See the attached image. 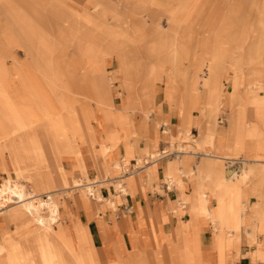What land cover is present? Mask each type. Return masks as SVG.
<instances>
[{
    "label": "rangeland",
    "instance_id": "obj_1",
    "mask_svg": "<svg viewBox=\"0 0 264 264\" xmlns=\"http://www.w3.org/2000/svg\"><path fill=\"white\" fill-rule=\"evenodd\" d=\"M73 1L78 0H64V3L57 6L45 0H0V129L10 134L9 136L14 135L8 142L12 144L11 150L16 159L13 160L7 155L4 160L7 173L17 183L23 185V181L28 179L18 176L15 164H18V167L29 168L32 175L30 185L34 193L41 198L48 192L71 186L74 180L78 181L75 184L77 187H70L65 190L66 192L78 190L83 186L81 182L87 185L100 182L97 188L109 187L112 181L104 178L121 176L118 170L121 168L120 163L115 164L114 169L111 168L112 164L108 163L109 169L103 173L97 170L94 179H89L77 168L76 175L73 174L76 178H69L68 184L38 188L39 181L52 183L57 180L58 172L50 157L45 161H39L41 156L36 155L34 149L24 139V134L42 124L39 107L45 103L43 114L56 113L61 116L64 127L69 128L73 125L78 128L76 134L79 138L77 147L79 156H82V145H88V140L93 137V141L100 146L94 152V156H98L101 162L106 159L110 161V156H113L119 143L116 113L120 114L113 105L112 90L116 93L120 89L116 95L118 100L120 98L122 101L125 100L123 96L127 94V101L131 97H139L140 101L142 96L152 95L158 87L166 93L165 102L172 109H179L182 112V118H192L189 114L191 112L200 113L198 122L201 132L203 126L210 120H213V126L217 128L222 126L224 119L229 121L231 118L229 136L234 133L235 139L242 144V149L237 155L228 156L236 160L224 163V167L222 166L224 176L226 172L231 174L237 168L241 173L236 174L233 185L255 186L254 182L259 184L263 182L264 103H257L255 96L262 94V91L255 90V85L257 84V88L264 86V0H86L74 5ZM60 8L64 10L61 11ZM171 23L178 32V38L169 29H164L167 24L170 27ZM76 32H79L78 35ZM184 45L186 56L179 62L177 60L179 48ZM214 52L224 59L221 65L214 67L217 80L224 90L220 89L224 99L218 113L207 119L200 111V99L195 95H185V91L181 93L182 78L179 75L187 69L190 71L198 69L201 56L208 58ZM71 59H77L78 66L62 65L71 64ZM93 61L94 63L97 61L95 67L91 65ZM70 70L75 72L74 79L71 78ZM87 71L88 80L84 77ZM200 74L202 75V72ZM103 77L109 79L108 88L112 97V100L107 101V107L105 104L98 106L91 100L94 97L95 86L99 85L98 79L102 81ZM81 80L87 85L86 90H89L88 100L80 95L78 96L80 99L77 97V94L86 93L83 88L70 87L71 82L75 84ZM173 84L174 87H178L176 93L172 92ZM248 87L252 90L245 95L244 91ZM228 91L239 106V113L236 116L231 114L232 106ZM37 102L42 105L39 103V106ZM91 104L98 113H93ZM126 106L129 111L133 110ZM136 109L139 111L134 110L135 112L143 114L142 107L137 105ZM246 112L253 113L254 118H249L252 122L255 119L253 124L245 122ZM148 119L149 117H145L144 120ZM92 122L98 123L105 135L103 139L99 140L94 133ZM24 123L29 128L19 129L20 126L24 127ZM104 125L108 126L107 130L104 129ZM191 126L189 130H180L176 135L168 131V150L211 154V157H215L213 145H200V131L197 137L191 136L189 132ZM196 126L198 128V125ZM233 127L236 129L238 127V131ZM195 133L192 132L193 135ZM39 141L43 142L44 139ZM122 143L126 151L135 150L136 140L130 143L125 137ZM44 149L47 155L48 151H52L49 145H44ZM68 149L72 148L66 146L64 158H70L67 155ZM157 154L152 155L155 157ZM135 157L134 154L131 156L125 154L124 169L127 168L129 160ZM173 165L176 170L181 166L179 161H174ZM77 166L80 164L76 161ZM0 170L2 171L0 174L4 175L0 180L2 181L6 177V171ZM133 176L131 174L125 181ZM193 176L195 175L192 174V178ZM173 182L179 188L178 181L173 179ZM125 190L127 191L126 188ZM88 194L80 193L78 196L77 192H74L73 195L62 198L58 204L66 209L64 206L67 202L73 203L77 198L90 199ZM99 197L103 199L100 194ZM105 203L107 202L103 203L106 206ZM2 206L6 208L1 210ZM15 206L17 205L9 202L0 203V213L8 210L4 214L15 226L14 231L2 234L1 241L8 247L0 255V264H15L11 256L17 255L18 248L31 257L33 252L38 254L39 262L43 261L45 255L55 253L52 248H57L59 255L63 252L73 254L72 252L76 250L88 252L84 247L86 233L78 224L74 230L85 236L80 240L64 235L61 237L63 240L52 242L26 236L32 233V229H38V226L31 224L28 218L18 219L12 216V208ZM62 229L66 234L65 228ZM257 230L261 235L263 230L261 228ZM13 235L19 236V239H15ZM256 246L261 248L262 244L256 242ZM77 263L95 264L92 258L87 260L78 258L74 260V264Z\"/></svg>",
    "mask_w": 264,
    "mask_h": 264
},
{
    "label": "crops",
    "instance_id": "obj_2",
    "mask_svg": "<svg viewBox=\"0 0 264 264\" xmlns=\"http://www.w3.org/2000/svg\"><path fill=\"white\" fill-rule=\"evenodd\" d=\"M45 1L57 6L64 3V0ZM81 1L82 3L86 2V0L73 1V5ZM60 10L64 9L60 8ZM61 17L63 18V15ZM71 26L74 29L73 23ZM78 33L76 32L77 35ZM60 42L61 40H59ZM70 62L71 64L62 65L78 66L77 59H71ZM96 62L93 61L91 65L95 67ZM70 71L71 78L74 79L75 72L74 70ZM200 72L202 71H199L198 75ZM215 72L216 69H214L213 83L218 85L219 93H221L220 89L222 88ZM88 73L89 71L84 76L86 80H88ZM98 82L99 85L94 89V97H90L92 101H96L95 104L101 106L106 105L107 101L112 100L113 97V105L118 110L117 112L120 111V114L116 113L119 143L113 156H110L111 160L106 159L101 162L98 156H94V152L100 146L93 141V137H89V146L82 145V156H79L77 150L79 138L76 134L78 128L73 125H70L69 128L64 127L61 116L56 113L43 114L45 103L42 105L37 102L39 106L42 105L39 107L42 124L37 128H30L31 131L24 134V139L34 149L36 155L41 156V161L50 157L58 172L57 180L52 183L39 181L37 182L39 185H66L69 178H76L73 174L76 175L77 168L89 179H94L97 176V170L103 173L109 169L108 163L112 164V169L118 163L125 166L123 164L125 154L128 156L134 154L135 158L139 159L147 158L149 155L158 153L162 148H169L168 131L172 135H176L180 130H189L192 122L193 125L189 131L191 136L199 135L198 131H201L198 122L199 112L198 114L189 113L192 118H182V112L179 109H172L165 102L162 88L158 87L153 99L154 110L150 111V116H146L149 119L144 120L145 116L142 113L129 111L127 104L122 106V98L118 100V96H116L120 89L114 93L111 88V97L107 77H103L102 81L98 79ZM86 86L82 80L70 84V87L73 88H83L86 93L77 94V97L80 95L88 100L89 90H86ZM255 87V90L262 91V94L255 96L257 103H264V86L257 88L256 84ZM249 90L252 89L248 87L244 91L245 95H248ZM227 95L233 96L230 91L227 92ZM123 97L127 101L128 95L124 94ZM91 108L94 114L98 113L93 104H91ZM228 108L231 111L230 104H228ZM102 110L104 111V108ZM216 113H218L217 106L214 107L212 116ZM246 116V123L253 124L255 122V119L253 122L249 120V118H254L253 113L246 112ZM231 123V118L229 121L224 119L222 126L215 128L213 120H210L203 126V132L213 137L215 157H211V154L185 153L180 156L179 160L163 159L155 162L123 183L127 189V194L124 197L120 196L112 184H109L110 186L107 188L103 186L97 188L96 186L99 185H96L95 190H99L100 196L106 199V206L103 204L104 201H97L96 197L94 199L77 198L73 203L68 204L67 202L64 206L66 209H64L54 198L53 204L48 205V208H40L47 218L49 209L53 207L57 209L59 206V217L55 214L57 219L55 229H57V224L61 226L62 231V227H64L66 234H63V237L66 235L69 238L83 239L85 236L79 235V231L74 230V227L78 225L86 233L84 234L86 235L84 247L88 252L76 250L72 252L73 254L63 252L59 255L56 251L57 248H52L55 252L52 253L54 264H74V260L78 258L84 260L92 258L95 264H264V178L261 177L263 179L261 184L254 182L255 186H237L232 182L236 179L234 173L240 174V170L238 171L236 168L233 175L226 172L224 176L222 170L224 163L236 160L228 158V156L237 155L242 149V144L238 139H235L236 135L232 133L229 136ZM91 126L99 140L103 139L105 135L100 130L98 123L92 122ZM27 128L29 127L24 123V127L20 126L19 129ZM104 129L107 130L108 126L104 125ZM238 129V127L235 128V131ZM193 131L196 132L195 135L192 134ZM9 135L0 129V168H4L5 171V157L8 155V157L16 159L13 150H11L12 144L8 142L14 135ZM125 137L130 143L136 140L134 151L125 150L122 143ZM39 139H44V141L41 142ZM202 141L200 132L199 142L202 143ZM206 141L208 142V140ZM43 144L51 147L52 151H48V155ZM66 146L72 148L67 152L70 158H64ZM135 158L129 160L128 166L134 160H139ZM76 161L79 162V167H76ZM174 161H179L181 165L178 170L173 165ZM15 166L16 171L25 173L28 170L27 167H18V164ZM192 174L195 175L193 178ZM5 175L4 180L0 181V202H13L18 197L19 202L12 208V216L23 219L22 214L26 213L23 207L36 206L37 204L32 201L28 202V198L24 195V191L27 190L29 197H38L30 185L29 180L32 175L24 174L23 178L28 180L23 181V185L17 183L7 171ZM3 177L4 175L0 174V180ZM104 179L110 181L111 177ZM173 179L178 181L179 188ZM77 183L78 181L74 180L71 186L62 190L74 187ZM164 183L169 185L168 190L163 189ZM125 208H128V211H125ZM5 212L0 213L1 247L6 245L1 241L2 234L15 230V226L9 222ZM257 228L263 230L261 235L258 234ZM25 231L24 234L27 233ZM62 236L49 240L52 242L63 240ZM13 237L19 239L17 235H13ZM256 242L262 244V247L256 246ZM4 252H0V255ZM11 257L13 258V256ZM32 257L36 260L35 264H43L42 261H38L39 256L35 252Z\"/></svg>",
    "mask_w": 264,
    "mask_h": 264
},
{
    "label": "bare ground",
    "instance_id": "obj_3",
    "mask_svg": "<svg viewBox=\"0 0 264 264\" xmlns=\"http://www.w3.org/2000/svg\"><path fill=\"white\" fill-rule=\"evenodd\" d=\"M169 26L170 27H168V24H167L166 26H164V29H169L178 38V32L174 29L173 24L171 23V25H169ZM179 51L180 52L177 56V60L180 62L186 56L185 45L182 46L181 48H179ZM218 55H219L218 53L214 52V54L210 55L208 58L206 57L207 59L202 55L201 61L198 64V66H200V67H198V69L193 70V71H190L187 69L185 71H182V73L179 75V77L182 78V86L180 87L181 93H182V91H185L184 92L185 95L197 96L200 99V106H201L200 111H201L202 115L206 116L207 119L211 118L212 111H213L215 106H217L218 110H219V108L222 105V101L224 99L223 98L224 95L219 93L218 85L217 84L214 85V83H213L214 67L216 68L218 65H221L224 61V59H222ZM199 71H202V75L201 74L198 75ZM124 82L125 81L123 79V84H124ZM176 88L178 89V87H174V84H173V87H172L173 93L174 92L176 93V90H177ZM158 89L159 88H156V90L152 93V95H146L144 97L142 96L140 101H139V97H131V99L128 100L127 102L122 101V104L123 103L127 104L129 107H131L133 109L132 111L137 110L136 109L137 105L142 107V110L141 109L140 110H141V112H143L144 116L146 117V116H148L150 111L152 112V110H153V99H154V96H155L156 92L158 91ZM162 93H163L164 100H165L166 95H164V94H166V93L163 90H162ZM178 94H179V92H178ZM229 97H230V104L232 106L231 114L236 116L239 113V111H238L239 106L235 102L234 96L229 95ZM136 99H137V101H136ZM203 121H205V120H203ZM206 134L203 131L201 132V140H203V141L200 144L202 146L203 145L209 146L210 144L213 145V137L206 135ZM206 140H208V142ZM39 161H41V160H39ZM124 167H126V165L121 166L120 169L118 168L119 175L123 173ZM25 173H30L29 168H28L27 172H25ZM25 173H23L21 171H17V174L20 178H23L25 176L24 175ZM231 174L233 175V173H231ZM234 175H236V174L234 173ZM7 176H9V175H7ZM119 177L120 176L117 175L115 178H119ZM115 178H111V180L115 179ZM127 178L128 177L121 179L120 183H117V184H115L114 182L112 183L114 189L117 192H120L119 194L121 197H124L126 195L125 194L126 190H125L124 186H121V184H123ZM96 183H98V184H96ZM96 183L87 185L86 183L81 182L80 184L83 186H80L78 188V190L73 189L69 192H73V193L77 192V194L79 196L80 193H84V194L87 193L88 194V191H89L90 194L93 193V196H95V197L97 196L96 197L97 201L99 200V201H105L106 202V199H101L99 197V194H98L99 190H93V186L95 184L99 185V186L101 184L100 182H96ZM37 186L38 187L40 186L43 189H44V187H46L44 184L39 185L38 183H37ZM75 187H77V186H75ZM69 192H66L65 190L48 192V194L46 193L44 195L47 197V199H44L38 195H37L38 197H29L28 191L27 190L24 191V195L28 198L27 199L28 202L32 201V202L37 203L36 206L30 205V206L23 207V210H25V212H26V213L22 214L23 218H28L31 221V224H33V225L36 224L38 226V229H34V230L32 229V233L29 235H26V236H31V237H33V239H36V240H47L48 241L49 239L58 238L64 234L63 231L61 230L60 225L57 224V229H55V226H56L55 223L57 222V219L55 218V214H57V216L59 217V211H60L59 206L57 209H56V207L52 206L53 208L49 209V211H48L49 217H47V218L45 217L46 214L42 210H40V208H42V209L43 208L45 209V207L48 208V205H50L54 201V198L59 203V202H61L62 198H66L68 195H73V193H69ZM90 194H88V195H90ZM18 202H19V199L17 197L13 200V203L12 202H9V203L16 204ZM0 203H3V202H0ZM4 203H6V202H4ZM3 208H6V207L2 206L1 210H3ZM7 247H8L7 244L5 246H2V247L0 246V252L6 251ZM17 248L18 247H16V249ZM12 256H13V259L15 260V264H35L31 255L25 253V251H23L21 249L19 250V248H18L17 255H12ZM28 256H29V258H28ZM53 261H54L53 255H52V253H49V254L45 255V258L43 259L42 263L43 264H54Z\"/></svg>",
    "mask_w": 264,
    "mask_h": 264
},
{
    "label": "built area",
    "instance_id": "obj_4",
    "mask_svg": "<svg viewBox=\"0 0 264 264\" xmlns=\"http://www.w3.org/2000/svg\"><path fill=\"white\" fill-rule=\"evenodd\" d=\"M185 153L179 151V150H168L167 148H162L161 150H159L158 154L153 157V155H149L147 158H142L139 160H134L132 162V164H130L126 169L123 170V173L121 174V176L119 178H115L112 179L110 181H112V183L114 182L115 184L120 183L121 179L131 175V174H136L139 172L144 171L148 166H150L151 164H154L155 162H158L160 160L163 159H169V160H179L180 156L183 155ZM98 184V183H96ZM96 184L93 186V190H95V186ZM121 186H123V184H121ZM163 189H167L169 188V185L167 183L163 184ZM120 193V192H118ZM95 196H93V194H90L89 198L94 199ZM44 199H47L46 196H43ZM125 211H128V208L124 209Z\"/></svg>",
    "mask_w": 264,
    "mask_h": 264
}]
</instances>
